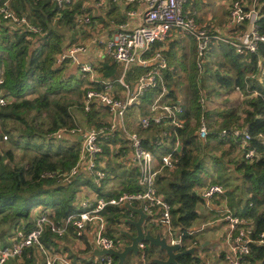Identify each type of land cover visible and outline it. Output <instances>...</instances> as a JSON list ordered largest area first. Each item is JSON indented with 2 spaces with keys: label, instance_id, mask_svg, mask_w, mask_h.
I'll return each mask as SVG.
<instances>
[{
  "label": "trees",
  "instance_id": "1",
  "mask_svg": "<svg viewBox=\"0 0 264 264\" xmlns=\"http://www.w3.org/2000/svg\"><path fill=\"white\" fill-rule=\"evenodd\" d=\"M5 1L0 0V6ZM12 7L18 13L27 14L31 23L42 29V33L13 28L0 14V92L10 99L7 105L0 108V242L6 241L9 236L14 237L19 231L33 230L42 214H46L51 222L64 223L78 210L79 203L75 201L77 184L90 185L99 197L110 198L120 193L104 190L107 175L96 183L92 177L86 178L81 172L72 183L63 184L62 175L71 171L81 156V133L76 132L84 129L82 120L92 128L108 125L101 118L104 113L101 106L93 104L91 112L83 109L87 90L91 87L101 89V85L88 77L68 76L67 65L57 64V55L63 51L67 39L65 30L74 28L77 9L60 11L51 0H12ZM258 8L260 29L264 34V0H258ZM57 13L61 15L55 19ZM121 20H124L122 16ZM220 45L225 61L212 74L226 90L239 87L247 95L245 105H235L223 111L206 109L205 93L202 91L200 94L199 89L194 87L191 99L185 103V126L175 129L181 147L173 153L174 167L162 170L157 183L160 192L172 205L173 226L175 233L183 238L182 248L188 249L191 245L198 248L194 232L196 221L201 216L200 206L204 204L201 192L208 185L207 175L213 176L209 174L207 159L212 150H221L220 157L214 156V165H222L223 170L232 171L233 176L241 180L240 184L234 185L227 178V185L233 187L226 189L224 195L232 210L248 219L254 227L252 252L242 264H264V242L260 243V236L264 233V81L259 79L264 77V43L260 44L258 52L249 54H238L224 42ZM99 72L102 79L118 81L119 67L111 58L105 60ZM165 74L169 88L165 98L176 102L179 91L173 74L168 70ZM151 96L147 95L145 101H149ZM201 97L206 99L205 104L200 103ZM145 109L144 105H135L129 110L142 115ZM202 118L207 121L209 130L205 140L198 136ZM138 128L132 131L141 134L144 130ZM235 129L248 130L251 135L249 147H241L242 137L234 135ZM223 130H227V134L222 135ZM151 131L153 134L154 131ZM70 135L77 138L73 139ZM3 137L8 139L6 143ZM101 139L105 152L111 153L109 144L117 139ZM212 142L215 145L212 146ZM122 144H127V141L122 139ZM249 149H254L255 155L248 159L246 152ZM105 169L113 171L108 170L107 165ZM211 183L225 185L220 180ZM232 194H236V201L230 198ZM125 210L109 206L105 211L107 219L118 223ZM61 236L52 231L50 224H46L41 240L48 247L55 248ZM29 249L22 255L28 261L26 264L32 260ZM155 249L145 248L148 264H156L153 258L165 257ZM68 256L80 261L73 255ZM17 258L5 264H18ZM114 260L118 264L116 257ZM178 261L181 264H203L197 252L182 256Z\"/></svg>",
  "mask_w": 264,
  "mask_h": 264
},
{
  "label": "built area",
  "instance_id": "2",
  "mask_svg": "<svg viewBox=\"0 0 264 264\" xmlns=\"http://www.w3.org/2000/svg\"><path fill=\"white\" fill-rule=\"evenodd\" d=\"M51 1L62 11L74 5L78 0ZM109 1L124 2L131 7L138 3H145L144 22L133 28H128L125 24H118L115 25V31L108 40L93 39L95 43L104 44L109 55L123 66L122 77L116 81L121 86L120 90H116L118 87L114 86L116 82L102 79L94 64L81 60L80 54L88 49L86 43L72 44L57 55V64H76L90 81L101 85V89L91 87L87 90L84 111L91 112L93 104H101L106 106L108 112L107 126L95 129L85 127L75 131L82 135L81 156L71 171L62 175V179L70 184L75 176L86 172L99 183L107 175L105 169L107 164L104 161H99L100 155L105 152L101 138L105 140L117 139L109 144L111 155L114 157L126 156L128 150L125 145H129L132 161L139 171L137 178L139 187L135 191H123L110 198H84L80 208L71 214L64 223L51 222L46 214H42L33 230L19 231L12 237L11 244L0 247V264L22 256L26 249L33 247H37L43 254L42 264H116L114 256L111 254L97 256L94 261L88 262L73 260L66 252L45 245L41 237L46 224H50L52 231L59 235L65 234L69 227H73L78 237L84 233L88 226H92L95 228L94 243L96 247L105 250L121 249L118 248L119 242L107 234L105 211L109 206L125 208L127 203L133 204L134 202H139L149 218L156 219L158 224L164 227L163 235L169 243L183 245L182 236L177 235L174 230L172 205L160 192L157 178L165 168L174 167L173 153L177 147H180V138L175 129L185 126L187 121L186 106L180 100L174 102L165 98L169 88L164 81L163 70L167 68L168 63L163 56L162 49L154 48V46L156 43H164L174 29H179L184 35L195 39L198 67L201 71L204 70L206 55L214 39L226 41L238 54L256 53L260 44L264 43V34L261 32L259 24L258 0L231 1L228 14L229 24L238 30L231 39H224L209 27L198 23L194 15L184 8L189 0H95L94 4L97 8H103ZM0 14L13 28L42 33V29L33 25L27 14L18 13L12 7V0H6L0 6ZM129 14L135 15V9H130ZM75 20L80 24H91L93 21L91 16L84 13H77ZM153 61L156 64L151 67ZM134 66L144 68L145 72L132 86L125 77ZM237 89L240 88L237 87ZM149 94L152 96L149 101H145V97ZM9 101V97H3L0 93V108L7 105ZM199 101L205 104L206 99L201 97ZM135 105L146 106V112L140 115L136 125L146 131L153 130L154 132L150 136L141 135L138 131H132L127 127L125 115ZM156 129L158 132H155ZM227 132V130H223L222 135ZM208 133L207 121L202 118L198 136L201 140H205ZM233 133L235 136L242 137L241 147L243 149L250 146L251 135L247 129H235ZM174 138L175 142H173ZM122 139L126 140L127 144H122ZM116 147L117 150L114 151ZM254 155V149H249L246 152L248 159ZM44 175L49 176V173ZM98 179L99 181H97ZM225 192L226 188L221 184L209 183L203 188L201 195L204 206L209 210L213 209L217 213L215 219L223 222L227 227L226 264H242L243 259L252 252L254 227L248 219L232 210L224 195ZM260 237V243H263L264 233ZM145 248L146 245L141 243L140 254L144 261L146 260L143 253Z\"/></svg>",
  "mask_w": 264,
  "mask_h": 264
},
{
  "label": "crops",
  "instance_id": "3",
  "mask_svg": "<svg viewBox=\"0 0 264 264\" xmlns=\"http://www.w3.org/2000/svg\"><path fill=\"white\" fill-rule=\"evenodd\" d=\"M95 0H78L74 5H71L67 9H77V13H84L92 17L93 21L91 24H85V23H77L75 20L74 28L67 29L65 32L67 33V39L64 41L63 48H66L72 44L77 43H86L88 46V49L86 52L80 54V58L85 63H92L95 65L98 75L101 77L102 74L99 72V69L103 66V63L107 58L113 59L119 67H121V70L119 71L118 79L122 77L123 74V66L118 63L109 53L107 52L104 44H99L93 42L94 38L106 41L108 40L115 31V25L118 24H125L128 28H133L136 26H139L143 24V12L145 10L146 4L145 3H138L137 5L131 7L130 5L122 2V3H114L109 1L108 4L103 8H97L94 4ZM199 0H189L187 4L185 5V10L191 12L194 17L196 18L197 22L202 24L203 26L209 27L214 33L217 35H220L221 37L229 38L233 37L238 30L229 24V6L231 4L232 0H221V12L224 14L223 20H218L215 16L216 10L213 11V13L210 12V9L218 8V4L216 0L212 1L209 0H203L204 4H199ZM209 4V5H208ZM207 8H210L207 10ZM220 8V7H219ZM130 9H135L136 14L131 15L129 14ZM60 13H57L55 16V19L60 16ZM121 16L123 17V21L121 20ZM205 17V19H200V17ZM216 22H220L221 24L218 25ZM224 41H214L212 46L214 44H220ZM224 43H227L226 41ZM228 44V43H227ZM230 45V44H229ZM212 46L210 50L212 49ZM160 47L162 49L163 56L166 58L168 66L164 70L171 71L173 74L174 83H176V87L178 91L180 90L179 87L181 85L179 84V76L183 77H193L197 74H195V64L198 65V57H197V47H196V41L194 38L184 35L179 29H174L169 35L167 40L160 44L156 43L154 48ZM232 47V46H231ZM234 49V48H233ZM235 50V49H234ZM209 52V51H208ZM193 56V58H192ZM196 56V57H195ZM207 63V60H205V64ZM156 64L155 61L151 63V67H153ZM199 68V67H198ZM163 70V77L164 81L168 85V81L166 78V74ZM205 70V67H204ZM203 70V71H204ZM201 71V70H200ZM145 72V69L140 66H134L132 69L129 70L127 73L126 81L131 83V80H133V83L136 82L138 77L142 75ZM202 72V71H201ZM264 72V67H263ZM66 74L68 76H77V77H87L84 73H82L79 69V67L76 64H67L66 66ZM183 74V75H181ZM263 74V73H262ZM137 77V78H136ZM86 79V78H85ZM261 82L264 81V77L259 78ZM88 81V79H87ZM121 86L116 87V90H120ZM237 91H241L240 89H236ZM243 93V91H241ZM119 93V92H117ZM255 95V92L253 93ZM179 96V95H178ZM190 99V98H189ZM188 99V100H189ZM179 100L182 101L184 104L188 102V100H185V97H180ZM178 100V101H179ZM102 107V111L105 113L104 105L97 104ZM188 107V106H187ZM107 121V117H104ZM86 127L87 129L92 128L87 125H83V128ZM138 126L133 124V130H138ZM152 134V131H142L141 135L150 136ZM2 136H0L1 138ZM125 145V144H124ZM125 147L128 150V153L126 156L117 157L114 160V166L113 171H106L108 178H110L111 182L109 184L105 183L104 190L108 192H114L118 194L121 191L134 189L137 190L138 187L136 185V178L137 174H139L136 165L132 161V152L129 147V145H125ZM181 147V145H180ZM110 156L114 158L111 153ZM109 160L108 158L104 161L106 164V161ZM118 170V171H115ZM121 170V171H119ZM84 177L91 178L88 173L84 172ZM66 183V182H65ZM69 184V183H67ZM82 200L84 198H98V193L96 190H94L90 185H85L82 191ZM81 200V201H82ZM134 207H140L141 204L139 202H134L132 204ZM81 206L78 207V209ZM204 204L200 206L201 216L198 220L207 219L208 216L203 218L202 212L206 214V210L204 208ZM120 209H126L128 211V218L131 220H138L139 215L138 213L128 210L125 208ZM213 214V218L209 221L203 222L202 225L196 226L199 227L198 229H195L194 235L197 232L199 233V241L201 244L206 246H214V251L210 255H204L202 259L203 264H226V254L228 253V242H227V227L223 222L217 221L215 211L213 209L209 210ZM149 216L145 220V228L146 229H153L154 233H158L160 231L164 232V227L162 229V225L152 223L148 220ZM122 221V222H121ZM196 223H199V221H196ZM120 227H123L122 230H120ZM123 231H129L130 233L134 234L136 232V228L132 226L131 224H127L123 218H120V221L118 223H112L110 220L107 219V234L113 238H116L118 242L120 243L119 246L122 249L126 243H128L127 238L122 235ZM94 237H95V228L92 226H88L87 229L84 232V235L79 238L76 236L75 229L73 227H69L67 232L61 236L57 240L56 250L67 252L70 255H73L75 258H79L80 261L83 260V262L88 261H94L96 257L98 256L95 254L96 245L94 243ZM196 237V235H195ZM198 238H195L198 240ZM12 243V237H8L6 241L0 242V247L5 246V244H11ZM146 245V244H145ZM192 246V245H191ZM190 246V247H191ZM147 247V245H146ZM212 249V247H211ZM29 253L31 254L32 260L29 261L27 264H42L44 260L43 254L39 251L37 247H33L29 249ZM145 250H143L144 253ZM158 251L159 250H156ZM140 260L137 261L134 258H128L129 261L127 264H148L147 260L142 259V255L139 256ZM18 264H26L28 262L26 259L24 260L22 256L17 258ZM133 261V262H132ZM23 262V263H19Z\"/></svg>",
  "mask_w": 264,
  "mask_h": 264
},
{
  "label": "rangeland",
  "instance_id": "4",
  "mask_svg": "<svg viewBox=\"0 0 264 264\" xmlns=\"http://www.w3.org/2000/svg\"><path fill=\"white\" fill-rule=\"evenodd\" d=\"M213 3V0H211ZM221 0H216L217 4L219 5L218 8H215V9H210V8H207L210 9V12L213 13L214 10H216L217 12L215 13V16L217 17L218 20H223L225 19L224 18V14L223 12H221L222 8L220 6ZM199 4H204L203 3V0H199L198 1ZM209 2V0H208ZM214 4V3H213ZM209 5V4H208ZM220 7V8H219ZM200 19H205L207 20V18L205 17H200ZM216 24L220 25L221 23L220 22H216ZM215 49V51H214ZM211 52H209V58H208V61L207 63L205 64V68L207 70V72L204 71H200V69L198 68V65L196 66L195 64V74L196 72H198L194 77L193 75L192 76H189V77H177L179 78V84L181 85L180 90H179V96L180 97V93H181V97L184 96L185 97V100L187 101L189 98L191 99L192 97V94H193V89L194 87L195 88H198L199 91H200V94L201 92L203 91L207 97V102H206V109H209V110H212V111H223L224 109H230V108H234L235 105H241V107H243L245 105V99L247 98V95L245 93H242L241 91H237V90H226L225 88H223L222 86H220L217 81H216V78H214L213 74L217 69H219V67L222 65V63L225 61V56H224V50L222 49L221 45L220 44H214L212 46V49L210 50ZM196 57V56H195ZM193 58V56H192ZM119 67V66H118ZM222 68V67H221ZM121 70V67H119V71ZM228 71V70H227ZM225 73V71L223 72ZM199 74V75H198ZM183 75V74H181ZM197 76V80L195 81L194 78H196ZM131 84L133 86V80H131ZM114 86H120V84L116 83L114 84ZM1 93V92H0ZM226 93V94H224ZM105 108V113H103L102 115V119L104 117H107L108 115V112H107V109H106V106H103ZM82 116H80L81 118ZM139 117H140V114L135 111L134 114L129 110L126 115H125V122L127 124V127L130 129V130H133V124L137 123L138 120H139ZM82 126L83 125H87L86 121L82 120ZM108 124V122H107ZM98 126H95L93 127L94 129L97 128ZM85 128V127H84ZM79 133V132H78ZM2 135V128L0 126V136ZM64 135V134H63ZM79 135V134H78ZM64 136H69V135H64ZM71 138L73 139H76L77 136H74V135H70ZM5 143L7 142L8 139H5L3 137ZM199 141V140H198ZM212 146L215 145L214 142L211 143ZM211 149V148H210ZM117 150V147L114 148V151ZM221 150L219 151H211V154H209L210 156L206 157L208 158L207 159V167H209V174L213 175L212 177L208 176L207 175V183H211V181L213 180H220V181H224V186L226 187V189H231L233 186H228V179H230V182L229 183H232V184H236L237 183H241V180L238 179V178H235L232 174V171H225L223 170L222 168H224L222 165L219 166V167H216L214 164H216V159L214 158L215 157H220L221 155ZM114 157V156H113ZM109 159L108 161V164H107V169H113V166H114V160L113 159H116V157L112 158L110 156V152H105L104 154H101L100 157H99V161L101 160H105V159ZM99 163V162H98ZM215 167H214V166ZM115 171H118V170H115ZM121 171V170H119ZM138 171V170H136ZM139 173V172H138ZM230 176V178H229ZM137 178H138V174H137ZM137 178H136V185L137 187H139L138 185V182H137ZM94 181V179H92ZM226 180V181H225ZM99 181V179L97 180ZM96 182V181H95ZM111 182L110 178H108L106 180V184H109ZM97 183V182H96ZM85 184L81 183V184H77L75 185V201L76 203H79L78 205H80V202L82 200V191H83V188H84ZM232 197L234 198V200L236 201L237 200V197H236V194H232V196H230V198L232 199ZM201 208H204V207H201ZM206 210V214H204L202 212V217L205 218L206 216H208L207 219H203V220H197L199 221V223H196L195 226H200L203 224V222H206V221H210L212 218H213V213L211 211H208L207 208H204ZM128 211L125 210L124 213H122L120 216L121 218L124 219H127L128 218ZM149 221H151L152 223H156L158 224L157 220H152V217H150L148 219ZM122 222V221H121ZM46 226V225H45ZM123 227H120V230H122ZM199 227H196V229H198ZM45 229V228H44ZM162 229H163V226H162ZM227 231V229H226ZM199 233L200 232H197L195 235H196V238L199 237ZM197 240V239H196ZM199 241V238L198 240ZM199 243V247L197 248V257L200 258V259H203V256L204 255H210L213 253L214 251V246H204L203 244H201L200 242ZM120 243H118V248H120L119 246ZM212 247V249H211ZM129 259L130 258H134L136 259L137 261L140 260V257H137L135 255H130L128 257ZM129 259H127V263L129 261ZM133 262V261H132ZM126 263V264H127Z\"/></svg>",
  "mask_w": 264,
  "mask_h": 264
},
{
  "label": "water",
  "instance_id": "5",
  "mask_svg": "<svg viewBox=\"0 0 264 264\" xmlns=\"http://www.w3.org/2000/svg\"><path fill=\"white\" fill-rule=\"evenodd\" d=\"M79 139L82 140V135L79 136ZM63 184L67 183L63 182ZM125 207L128 210L138 213L140 216L136 221L125 219L127 224H131L136 228V232L134 234L130 233L129 231L122 232V235H124L128 240V243H126L122 249L105 250L96 247L95 254L98 256L111 254L118 259V264H126L130 255H140L141 243L146 244L149 248H156V250H159L163 253V256H165L164 258L156 257L152 259V261L156 264H181L178 261L180 257L188 254H196V246L183 249L181 244L169 243L162 231L154 233L152 228L146 229L145 220L147 219L148 215L144 212L142 205L140 207H134L132 204L127 203Z\"/></svg>",
  "mask_w": 264,
  "mask_h": 264
}]
</instances>
